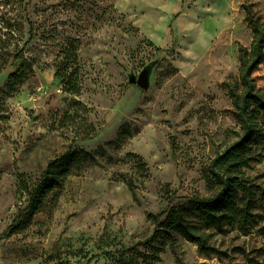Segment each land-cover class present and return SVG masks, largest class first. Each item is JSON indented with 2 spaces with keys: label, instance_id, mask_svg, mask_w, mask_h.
<instances>
[{
  "label": "rangeland",
  "instance_id": "1",
  "mask_svg": "<svg viewBox=\"0 0 264 264\" xmlns=\"http://www.w3.org/2000/svg\"><path fill=\"white\" fill-rule=\"evenodd\" d=\"M245 4L264 17V0H0V264H264V201L259 224L216 233L210 256L181 236L132 249L171 200L212 193L209 163L237 130L223 84L252 41ZM20 50L33 71L10 95ZM151 65L148 88L130 82ZM254 77L264 91V61ZM75 100L96 137L56 129ZM125 123L138 132L116 149ZM70 146L106 157L73 170L54 211L14 232L28 204L19 174L34 184ZM246 174L264 188V161Z\"/></svg>",
  "mask_w": 264,
  "mask_h": 264
},
{
  "label": "trees",
  "instance_id": "2",
  "mask_svg": "<svg viewBox=\"0 0 264 264\" xmlns=\"http://www.w3.org/2000/svg\"><path fill=\"white\" fill-rule=\"evenodd\" d=\"M245 10L252 29V41L250 46L239 47L238 77L229 78L223 84L232 101L237 130L235 139L217 151L209 163L208 179L212 193L171 200L172 206L166 217L156 220L152 234L135 243L132 249L154 244L162 236L176 243L181 236L195 243L204 256H210L216 251L213 245L216 233L237 228L246 234L259 224L257 209L264 201V188L247 175L246 170L264 161V91L254 77V72L264 61V17L254 10L253 4H245ZM12 56L11 65L15 69L6 82L10 95L22 87L33 71L27 66L23 50ZM148 67L152 69L153 66ZM65 85L73 93H80L76 82H65ZM71 108L58 121L56 129L66 128L81 140L96 137L95 125L87 118L90 109L79 100H75ZM137 132L131 124L125 123L109 145L117 149L127 144ZM98 155L106 157L104 147L92 153L70 146L48 161L34 184L24 174H19L20 188L28 195V204L17 214L11 229L15 232L27 228L40 213L51 214L58 204L66 178L77 168L97 163ZM129 185L132 187L131 181Z\"/></svg>",
  "mask_w": 264,
  "mask_h": 264
},
{
  "label": "water",
  "instance_id": "3",
  "mask_svg": "<svg viewBox=\"0 0 264 264\" xmlns=\"http://www.w3.org/2000/svg\"><path fill=\"white\" fill-rule=\"evenodd\" d=\"M151 72L152 69L147 67L139 76H131L130 82L133 84H138L142 88H148L150 85Z\"/></svg>",
  "mask_w": 264,
  "mask_h": 264
},
{
  "label": "flooded vegetation",
  "instance_id": "4",
  "mask_svg": "<svg viewBox=\"0 0 264 264\" xmlns=\"http://www.w3.org/2000/svg\"><path fill=\"white\" fill-rule=\"evenodd\" d=\"M141 74V73H140Z\"/></svg>",
  "mask_w": 264,
  "mask_h": 264
}]
</instances>
